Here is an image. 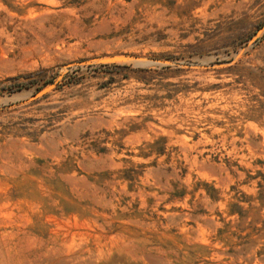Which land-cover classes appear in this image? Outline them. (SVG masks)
<instances>
[{
	"label": "rangeland",
	"instance_id": "rangeland-1",
	"mask_svg": "<svg viewBox=\"0 0 264 264\" xmlns=\"http://www.w3.org/2000/svg\"><path fill=\"white\" fill-rule=\"evenodd\" d=\"M0 264H264V0H0Z\"/></svg>",
	"mask_w": 264,
	"mask_h": 264
}]
</instances>
